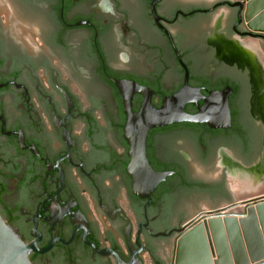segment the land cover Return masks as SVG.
Segmentation results:
<instances>
[{"label": "flooded vegetation", "instance_id": "flooded-vegetation-1", "mask_svg": "<svg viewBox=\"0 0 264 264\" xmlns=\"http://www.w3.org/2000/svg\"><path fill=\"white\" fill-rule=\"evenodd\" d=\"M237 2L0 0V214L33 264H174L177 229L264 193V33ZM113 80L146 88L123 91L132 112L223 92L229 123L151 129L165 175L141 196Z\"/></svg>", "mask_w": 264, "mask_h": 264}, {"label": "water", "instance_id": "water-1", "mask_svg": "<svg viewBox=\"0 0 264 264\" xmlns=\"http://www.w3.org/2000/svg\"><path fill=\"white\" fill-rule=\"evenodd\" d=\"M237 1L243 11L245 26L251 32L264 33V0ZM113 82L122 95L127 115L124 127L129 155L127 170L130 175L137 176L133 178V186L144 192L141 196H146L165 175L153 171L146 157V137L151 129L177 123L207 122L211 127H224L229 123L227 95L223 92L213 94L206 105L195 113L183 109L188 101L185 86L164 98L159 108L151 105L144 95L139 110L132 112L129 98L123 91L128 90L130 95L133 92L145 94L146 88L133 81ZM245 204L247 207L244 206L242 213L223 217L206 213L177 229L174 264H264V193L238 203L240 206ZM196 227L197 232H193ZM31 250L38 251L34 243L24 242L0 214V264H33L28 256ZM108 251L111 252L104 250L100 253ZM114 255L117 263L123 264Z\"/></svg>", "mask_w": 264, "mask_h": 264}, {"label": "bare ground", "instance_id": "bare-ground-1", "mask_svg": "<svg viewBox=\"0 0 264 264\" xmlns=\"http://www.w3.org/2000/svg\"><path fill=\"white\" fill-rule=\"evenodd\" d=\"M197 230H198V227H196V228L193 230V232H197Z\"/></svg>", "mask_w": 264, "mask_h": 264}]
</instances>
